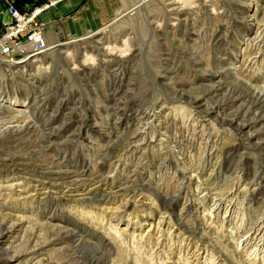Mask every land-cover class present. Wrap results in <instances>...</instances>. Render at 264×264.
<instances>
[{"label":"rangeland","instance_id":"rangeland-1","mask_svg":"<svg viewBox=\"0 0 264 264\" xmlns=\"http://www.w3.org/2000/svg\"><path fill=\"white\" fill-rule=\"evenodd\" d=\"M61 5L0 56V264H264V0Z\"/></svg>","mask_w":264,"mask_h":264},{"label":"built area","instance_id":"built-area-1","mask_svg":"<svg viewBox=\"0 0 264 264\" xmlns=\"http://www.w3.org/2000/svg\"><path fill=\"white\" fill-rule=\"evenodd\" d=\"M56 1L48 0L26 12L20 11L12 3L8 6L7 12L11 20H3L7 30L0 36V54L7 61L16 63L27 60L33 54H41L51 47L46 32L50 23L38 19V14Z\"/></svg>","mask_w":264,"mask_h":264},{"label":"crops","instance_id":"crops-1","mask_svg":"<svg viewBox=\"0 0 264 264\" xmlns=\"http://www.w3.org/2000/svg\"><path fill=\"white\" fill-rule=\"evenodd\" d=\"M62 1V3H63V5H64V7H66V5H68V3H72L73 2V0H71V1H69V2H65L66 0H61ZM60 2V1H59ZM60 5V4H59ZM63 5H61L62 7H63ZM57 6V5H56ZM56 6L55 7H51V9H49L48 11H46V12H48V13H46V12H44L45 14V16L47 17V16H51L52 14H56V13H58V11L61 9L60 8V6H59V10L56 8ZM63 7V8H64ZM69 11H66V16H65V13H63L64 14V16H63V20H65V19H67L66 17H68L71 13H68ZM44 16V17H45Z\"/></svg>","mask_w":264,"mask_h":264},{"label":"bare ground","instance_id":"bare-ground-1","mask_svg":"<svg viewBox=\"0 0 264 264\" xmlns=\"http://www.w3.org/2000/svg\"><path fill=\"white\" fill-rule=\"evenodd\" d=\"M33 55H34L33 57H30V58H28L27 60H32V59H34V58H36V57L38 56V54H33ZM0 56H3V55L0 54ZM21 61H22V62H25L26 59L21 60ZM21 61H20V62H21ZM16 63H19V62H16ZM255 94H256V95H255ZM254 95H255V97H254ZM256 97H257V98H256ZM251 98H252V99L255 98V100L257 99V101L259 102L260 99L264 100V94H261V93H258V94H257V93H255V92H253V93H251V97H250V99H251ZM252 99H251V100H252ZM261 119H262V118H261ZM27 123H28V122H27ZM11 127H12V126H11ZM11 127H10V128H11ZM13 128H14V127H12V129H13ZM23 128H24V127H23ZM14 129H15V128H14ZM14 129H13V130H14ZM6 130H8V129H6ZM3 132H4V131H3ZM7 132H8V131H7ZM7 132H6V133H7ZM6 133H5V134H6ZM13 133H14V132H13ZM3 135H4V134H3ZM47 136H48V135H47ZM102 257H104V256L102 255Z\"/></svg>","mask_w":264,"mask_h":264}]
</instances>
